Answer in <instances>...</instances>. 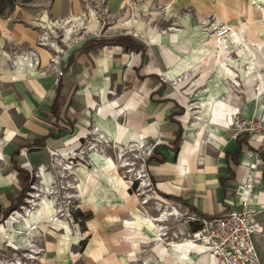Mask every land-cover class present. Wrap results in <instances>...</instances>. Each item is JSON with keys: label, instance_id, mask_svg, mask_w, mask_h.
<instances>
[{"label": "crops", "instance_id": "1", "mask_svg": "<svg viewBox=\"0 0 264 264\" xmlns=\"http://www.w3.org/2000/svg\"><path fill=\"white\" fill-rule=\"evenodd\" d=\"M112 1L118 10L136 3V0ZM150 1L146 0L144 4H150ZM158 2L168 6L169 12L173 13L192 8L201 21H204L202 16L210 14L215 15L217 22L228 25L230 20H235L230 27L232 31L238 30L237 35L227 37L224 44L217 46L210 32L203 29L204 25L199 24L194 15L167 29L151 22L139 28L134 15L125 21V27L130 25L128 29L132 32L128 33H132L139 43L138 49L120 43L98 53H95L97 47L77 52L80 46L69 51L58 63L57 69H64L63 75L35 70L27 82V87L31 88L29 96L38 105L32 113L23 111L26 108H21L22 102L19 106H9L7 98L0 100V217L18 203L23 177L16 166L37 170L48 182L51 179L47 170L49 157L57 153L54 151L67 155L81 149L94 123L93 133L116 146L137 143L140 147L143 143H151L153 152L145 165L153 193L191 215L214 217L229 207L239 208L242 198L235 193L249 176H254L249 207L255 212L258 230L254 242L264 264V139L259 135L238 133L232 128L235 113L251 118L264 112V68H256L264 49L262 43L258 44L260 53L254 48L252 40L246 37L247 23L236 19L249 12L250 6L246 5V0ZM193 29H197L194 34L191 33ZM238 36L242 38L237 39ZM230 55H233V61ZM240 60H249L250 64L235 70L234 66ZM226 65L228 69H224ZM215 69L221 70L228 79L218 88L205 85L208 78L215 77ZM14 72L20 76L27 71L15 68ZM240 76L244 77L241 82L236 79ZM58 95L61 109L56 116L52 108ZM45 102L46 105H40ZM35 141L38 145H33ZM92 156L97 162H109L112 168L116 166L112 159L96 151ZM80 172L85 174L83 169ZM83 180L92 186L96 182L95 171ZM107 180L110 184L123 185L116 174L109 173ZM87 189L83 192L84 199ZM117 194L121 198L118 191ZM124 194L127 195L125 189ZM117 202L109 204L112 214H132L131 200L126 201L128 204ZM42 204V208L24 218L18 226L35 233L39 227L37 223L51 221L54 202H46L44 198ZM103 215L99 213L98 218H104ZM135 220L136 227L125 231H142L146 237L158 239L152 234L154 227L152 220L149 224V217L135 214ZM4 223H0V242L10 241L8 244H11L15 238L25 245L28 239L18 241L19 232L12 227L8 230L11 234H6ZM30 223L35 227H29ZM126 223L130 224V221ZM63 227L70 232L69 224H63ZM181 228H177L178 231ZM130 235L134 234L104 235L103 241L96 245L93 242L92 247L104 245L117 255L139 261L142 241H125ZM62 237V247H48L47 264H57V249L63 253L62 258L68 261L67 264L75 260L74 253L69 256L65 251L72 237ZM185 240L184 237L178 241L173 239L168 251L164 246L156 247L162 262L171 264L177 253L180 254L177 258L183 260L179 264L184 261V264H215L209 254L204 255V247ZM152 259V256H144L143 264H150Z\"/></svg>", "mask_w": 264, "mask_h": 264}, {"label": "rangeland", "instance_id": "2", "mask_svg": "<svg viewBox=\"0 0 264 264\" xmlns=\"http://www.w3.org/2000/svg\"><path fill=\"white\" fill-rule=\"evenodd\" d=\"M22 1L24 0H18L14 10L6 16L0 15V100L3 101L4 97L7 98L6 104L9 106H19L22 102L23 104L20 106L22 109L26 108L23 110L26 113H32L33 109L35 110V107L38 106L29 96L31 88L27 87L29 84L27 82H30L31 76L34 74L33 67H30L31 63H34L36 72L39 70L41 72L59 73L58 63L69 51L82 47L86 43L91 45L100 40H112L117 36L132 37V33H128L132 32V29H128L130 25L125 27V21L134 15L135 24L139 28L151 22L161 26V29H167L176 22L194 16L199 24L204 25L203 29L207 28L205 23L217 21L214 14L207 17L202 16L204 21H201L192 8H186L178 13L169 12L168 6L161 4L158 0H151L148 5L144 4L146 0H140L141 2L136 0V3L132 2L120 10L113 5L112 0ZM246 5L250 6L249 12L242 16L238 15L236 19L247 23L246 37L248 40H252L254 48L260 53L261 46H258L259 43H262L264 49V0H246ZM234 21L230 20L229 26ZM233 25L236 27L235 24ZM89 26L96 28L95 31L89 30ZM196 32L197 29H193L191 33ZM237 32L238 30L232 31V35L236 36ZM135 34L137 33L135 32ZM236 38L239 39L242 36ZM111 45H118V43L107 41L96 46L97 48H93H95V53H98L101 49L105 50ZM232 56L230 55V60L233 61ZM249 64V60H240L234 69H244ZM15 68L17 71L27 72L17 76L18 74L14 72ZM225 68L228 69V66H224ZM256 68H264V55H260V61ZM194 75L195 73L192 74V76ZM243 78L240 76L236 79L242 81ZM227 80V76L221 70H216L215 77L208 78L205 85H214L215 88H218ZM196 96L194 94L193 98ZM46 104L47 102L40 105ZM95 127L93 123L87 139L84 140L82 148L77 152L66 155L54 151L57 153L55 155L53 153L49 157L47 164V170L51 173V179L48 182L37 170L24 168L29 177V187L18 205L8 215L5 216L6 211L1 215L0 223L3 224L9 218L8 222L4 223L7 229L5 230L6 234H11L8 230L9 227H12L19 232L18 241L28 240H26L25 245L19 244L15 238L11 244H8L10 241L0 242V264H47L49 262L45 258H47L49 251L48 247L53 246L55 249L62 247L63 235L72 237L70 244L65 249L66 255L70 256L71 253H74L76 256L70 264H143L142 258L144 256L153 257L150 264H165L158 255L156 247L164 246L168 251L171 249L173 239L176 241L182 240L183 237L186 240L190 239L189 234L199 226L197 222L191 221V213L155 196L153 187L150 186L145 163L153 152V145L146 142V145L143 143L139 148L134 146L137 143L119 147L115 143H109L95 135L93 133ZM67 129H70L69 125H67ZM108 138L112 139V137ZM94 151L112 159L116 166L112 168L109 162H97L92 156ZM126 164L129 165L123 166ZM80 169L85 170L84 175L81 174ZM92 171H95L96 182L92 186H88L83 179ZM109 173L112 176L116 174L123 185L110 184L107 180ZM145 182L146 186H144ZM86 187L88 193L84 199L83 192ZM124 189L127 195L124 194ZM43 197H45L46 202H54V208L58 212L53 211L54 215L51 221L37 223L39 227L34 231L35 233H30L31 230L25 231V227L18 226V224L40 208ZM130 200L133 216L130 213L124 215L116 213L114 215L110 212V203L117 204V201L126 203ZM173 206L178 208L180 214L168 215V220L161 224L163 227V231H160L162 240L146 237V233L142 231L140 233L125 231L128 230L127 228L136 227L135 214L144 218L149 217L150 224L152 219L160 218L165 209L172 212ZM99 213H104V218L99 219ZM124 220H129L130 224H125ZM64 221L65 223H63ZM66 222L70 224V232H67V228H65L67 226L63 227V224L68 225ZM133 222L135 226H133ZM156 224L159 223L156 222ZM180 226L185 229L181 228V231H178L177 228ZM29 227L34 228L35 225L30 223ZM123 233L134 234L125 238L127 242L134 243L137 239L142 241L143 250L139 261L117 255L104 245L92 247L93 242L96 245V243L103 241L104 235L116 237ZM25 236L28 237L25 238ZM58 249L55 251L57 264H67L68 261L62 258L63 253L59 252ZM207 254L209 253L206 250L204 255ZM178 255L180 254L174 253L171 264H179V261H183L177 258ZM183 255L187 256L186 254ZM189 258L193 260L191 257ZM214 263L216 264V260Z\"/></svg>", "mask_w": 264, "mask_h": 264}, {"label": "built area", "instance_id": "3", "mask_svg": "<svg viewBox=\"0 0 264 264\" xmlns=\"http://www.w3.org/2000/svg\"><path fill=\"white\" fill-rule=\"evenodd\" d=\"M205 24L217 44L223 43L232 33V28L225 22L213 20ZM59 74L63 75V71L60 70ZM232 128L238 133L259 135L264 139V112L251 118L235 113ZM254 180V176H249L242 188L236 191V196L242 198L239 208L229 207L214 217L198 214L190 217L191 221L199 224V229L189 234V240L204 247L216 264H263L254 242L258 224L254 219L255 212L249 207Z\"/></svg>", "mask_w": 264, "mask_h": 264}, {"label": "trees", "instance_id": "4", "mask_svg": "<svg viewBox=\"0 0 264 264\" xmlns=\"http://www.w3.org/2000/svg\"><path fill=\"white\" fill-rule=\"evenodd\" d=\"M29 1H31V0H24L22 2H29ZM17 2H18V0H0V15L1 16H6L9 12H12L14 10ZM107 41L118 43V44L119 43H124L127 47H132V48H135V49H138L140 47L139 43L136 40H134L132 37L117 36L116 38H114L112 40H100L99 42H95V43H93L91 45H88L86 43L79 50H77V52L86 50L87 48H90V47L93 48V47H96L98 45H102V44L106 43ZM71 59H72V57H71ZM59 101H60V95H58L56 97L55 102L53 104V108H52V111H53V113L56 116H59V111L61 109L60 106H59L60 105ZM33 145H38V141H35L33 143ZM16 168L23 176V186H22L21 193H20V195L18 197V203H20L25 191L29 187V177L27 176L28 175L27 171L24 168H21L19 165H17ZM18 203L12 205L8 210H6L5 216L8 215L9 212L11 210H13L14 207H16L18 205ZM197 229H199V226L195 228V230H197ZM195 230H193V231H195Z\"/></svg>", "mask_w": 264, "mask_h": 264}, {"label": "bare ground", "instance_id": "5", "mask_svg": "<svg viewBox=\"0 0 264 264\" xmlns=\"http://www.w3.org/2000/svg\"><path fill=\"white\" fill-rule=\"evenodd\" d=\"M131 28V27H130ZM88 29L89 30H91V31H95V29L96 28H94L93 26H89L88 27ZM231 35H232V33H231ZM231 35H229L228 37H230ZM226 40H227V38H226ZM226 40L223 42V43H221V44H217L216 43V41H215V44L217 45V46H219V45H222V44H224L225 42H226ZM59 51H60V49H59ZM26 60H27V58H26ZM22 64V63H21ZM30 67H33V69H34V71L36 70V68H35V66H34V63H31V65H30ZM23 70H24V68H23ZM264 87V86H263ZM136 145V144H135ZM134 145V146H135ZM136 147H138L139 148V145H137ZM138 150V149H137ZM131 151V150H130ZM129 164H126V165H123V166H128ZM141 177L143 176V175H140ZM144 181V180H143ZM144 186H146V182L144 183ZM44 198L45 197H43V200H42V202L44 201ZM149 199V198H148ZM149 201V200H148ZM42 202H41V204H40V208H42ZM54 205H55V203H54ZM39 208V209H40ZM163 210V209H162ZM55 211H56V213L58 212V210L55 208ZM178 213H179V210L177 209V208H172V212H171V210H169V209H165L164 211H162V216L160 217V218H154V219H152V223H151V225H153V227H154V230L152 231V234H153V236H156V238H158V239H160V240H162V235L160 234V231L163 229V227H161V224L162 223H164L165 221H167L168 220V215H170V216H175L176 214L178 215ZM180 214V213H179ZM151 217V216H150ZM156 222H158L159 224H156ZM63 223H65V221L63 222ZM67 223V222H66ZM67 224H69V223H67ZM70 225V224H69ZM163 226V225H162ZM166 228V227H165ZM163 231V230H162Z\"/></svg>", "mask_w": 264, "mask_h": 264}]
</instances>
